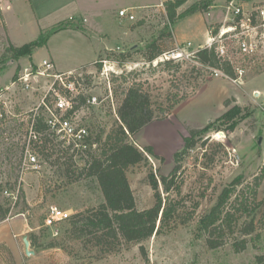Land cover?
Listing matches in <instances>:
<instances>
[{"label": "rangeland", "instance_id": "1", "mask_svg": "<svg viewBox=\"0 0 264 264\" xmlns=\"http://www.w3.org/2000/svg\"><path fill=\"white\" fill-rule=\"evenodd\" d=\"M165 1L168 0H12L11 9L4 12L7 22L0 6V100L5 101L0 102V184L4 190L19 191L20 197L15 207L11 200L0 197V203L11 209L10 221L0 223V231L9 232L13 239V250L0 244V264H259L256 257L264 255V71L251 74L239 88L225 79H212L198 65V59L171 58L174 61L171 67L159 58L147 62L143 52L163 31L172 35L162 37L160 42L166 53L179 49L186 55L189 42L194 49L205 46L208 29L223 18L221 12L226 3V0H211L209 11L186 15L193 5L205 6L211 2L188 0L178 12L181 14L178 22L171 26ZM253 1L264 3V0ZM5 3L1 4L6 7ZM122 10L132 12L135 19L120 16ZM68 22L78 27L57 33L33 55L16 60L6 55L10 44L18 47L29 44L41 31ZM122 53L131 55L124 66L118 63ZM45 60H51L58 72L73 69L83 73L85 80L80 94L83 99L77 96L81 98L77 102L76 120L88 129L91 137L99 133L107 135L118 128L119 103L136 81L145 84L161 110L186 97L170 114L158 115L153 123L130 138V143L141 149L152 147L156 155L128 170L138 210L150 209L157 202L152 175L159 180L163 207L172 210V216L158 235L142 244L120 243L112 250H103L89 236L76 239L69 220L52 228L45 226L52 206L72 217L104 203L97 181L79 176L85 150L77 151L66 142L50 137L53 149L50 158L42 153L38 155L42 167L38 170L23 167L26 148L38 146L31 137L32 122L46 113L43 101L48 90L44 84H33V89L27 91L6 88L25 69L31 65L37 67ZM102 61H108L113 68L109 78L101 73ZM123 75L126 79H119ZM51 100L53 108L55 99ZM235 107L239 109H235L234 115L224 119ZM208 125L211 128L197 136L196 148L177 163L175 156L184 149L191 131ZM67 161L74 164L72 174L68 175L64 170ZM177 165L180 169L174 173ZM240 175L245 177V182L237 188V193L254 188L255 177L262 175L256 195L259 204L250 206V213L239 208L232 230L228 227L225 230V245L211 249L207 242L210 235L202 230L201 218ZM162 177L173 182L168 193ZM229 208L228 205L226 210ZM252 220L255 231L244 235L243 230ZM23 234L37 245L33 247L31 243L30 247L35 254H26ZM245 239L246 249L237 252L236 245ZM141 246L147 258L142 255Z\"/></svg>", "mask_w": 264, "mask_h": 264}, {"label": "trees", "instance_id": "2", "mask_svg": "<svg viewBox=\"0 0 264 264\" xmlns=\"http://www.w3.org/2000/svg\"><path fill=\"white\" fill-rule=\"evenodd\" d=\"M187 2L188 0H168L164 3L166 15L171 26L178 22L181 16L178 12ZM211 5L212 1L205 6L193 5L185 14L190 15L195 12L209 11ZM76 27L78 26L74 22L60 23L50 30L41 31L37 39L29 44L19 47L10 44L6 49V55L10 54L14 60L24 56H31L36 51L46 47L49 40L55 34ZM163 32L157 39L150 42L143 52L145 60L149 63H153L166 53L162 49L160 42L162 37H171L172 35L171 33H165L166 31ZM129 58H131L129 53H122L120 54L118 63L124 66ZM198 60L202 64L219 67L218 58L214 52H210L209 50L201 51L198 54ZM173 62V60H170L162 64L171 67ZM176 67L179 70L180 65L177 64ZM224 68L227 73L232 74L230 67L225 66ZM132 73L137 74L135 72ZM119 79L125 80L126 77L123 75ZM185 99L186 97L180 100L176 99L173 104L161 110L155 105L151 93L145 89V84L142 81H136L125 91L124 98L119 103L117 109L118 128L112 130L107 135L106 133H99L95 137L90 136L88 138V147L85 150L86 158L84 166L80 169L79 176L93 178L97 181L104 196V203L84 213L74 215L69 219L71 232L75 235L76 239L89 236L96 246H101L103 250H112L115 245L120 243L126 245L142 244L161 232L172 216V210L166 205L163 207V200L158 192L159 180L153 175L151 176V185L156 192L155 197L157 199L155 206L139 211L128 177V170L131 167L145 163L148 161L149 156L155 157L156 155L152 147L148 146L141 149L130 143V138L139 134L148 125L153 123L158 115L162 114L165 116L170 114L175 106ZM235 109L239 108L230 109L223 118L233 116ZM210 128L211 125H208L204 129L191 131L190 137L185 139L184 149L175 156L177 163H179L181 157L196 148L199 142L196 139L197 136L207 132ZM34 129L36 132L43 134L41 153L46 158H50V151L53 149L51 148L52 139L49 136L48 127L42 119L37 118ZM70 159L72 160V158ZM65 165H67L64 168L67 175L72 174L71 170L73 168L71 167L74 164L67 161ZM179 169L180 166L177 165L174 173ZM262 179V175L255 177L254 188L249 187L248 190L237 193V188L245 182L243 175L238 176L222 192L218 202L201 218L202 230L210 235L207 242L211 249H217L225 245V241H223L225 230L227 227L232 230L231 227L234 221H236L237 211L242 209L250 213V206L259 204L256 195ZM161 181L168 193L171 190L173 182H168L166 177H162ZM3 191L4 187L0 184V197ZM233 196H235L234 202L230 204L229 201L231 198L233 199ZM228 205L230 208L227 211ZM10 212V207L0 203V223L8 219ZM159 222L160 225L157 227ZM255 229L254 221L252 220L250 226L243 230L244 235L252 234ZM30 242L33 247L37 246L32 239H30ZM239 244L236 245L237 252L246 249L247 240H242ZM51 246L54 247L55 244ZM141 252L147 258V252L143 246H141ZM256 259L259 264H264V255L257 256Z\"/></svg>", "mask_w": 264, "mask_h": 264}, {"label": "built area", "instance_id": "3", "mask_svg": "<svg viewBox=\"0 0 264 264\" xmlns=\"http://www.w3.org/2000/svg\"><path fill=\"white\" fill-rule=\"evenodd\" d=\"M2 2H9V0H0L1 8ZM221 15L223 18L209 27V36L205 46L200 45L194 49L193 43L189 42L186 47L188 49L186 55L183 50L178 49L164 53L159 60L164 62L165 60L170 61L171 58L197 60L201 51L209 50L214 52L218 58L219 67L201 62L198 65L206 69L212 79H225L233 86L242 88L251 74L264 71V3L253 0H226ZM120 16L129 18V20L135 19L134 15L125 10L120 11ZM102 63L101 73L109 78L110 74L114 72L113 68L108 61H102ZM225 66L230 67L232 74L225 71ZM84 80L83 73H79L77 70L58 72L51 60H45L37 67L31 65L25 69L6 90L21 88L27 91L33 89V84H44L48 90L46 101H43L46 113L43 117L39 116L38 118L42 119L48 127L50 137L60 139L61 142H66L68 147L79 151L87 149V140L90 137L88 129L76 120L79 113L77 102L82 97L80 94L83 92L82 82ZM59 91L63 94H60ZM55 94L56 97H54ZM0 98H2V93H0ZM51 98L55 99L53 108ZM93 100L95 102L96 98ZM0 102L4 103L5 101L0 100ZM88 102L92 103V100ZM262 106H264V96L262 97ZM36 119L37 117L33 118L31 137L34 139V143H38V146L33 149L26 148L25 161L23 162V167L32 170L42 167L38 155L43 146V134L34 129ZM2 195L11 200L13 207L20 200L19 191L15 193L4 190ZM22 215L26 218L29 212ZM70 218L71 216L67 212L60 210L57 206H52L45 219V226L52 228Z\"/></svg>", "mask_w": 264, "mask_h": 264}, {"label": "crops", "instance_id": "4", "mask_svg": "<svg viewBox=\"0 0 264 264\" xmlns=\"http://www.w3.org/2000/svg\"><path fill=\"white\" fill-rule=\"evenodd\" d=\"M166 2V1H165ZM11 3H12V0H9V2H6L5 4H6V7H4L3 5H2V9H1V14H2V16H4L5 17V19H6V15H5V10L6 9H11ZM131 14H132V12H130ZM133 15V14H132ZM128 20H129V18H127ZM6 22H7V19H6ZM8 26V25H7ZM56 35V34H55ZM50 41V40H49ZM42 49V48H41ZM73 70V69H72ZM256 96V95H255ZM8 221H10V220H8ZM5 223V222H4ZM1 229V228H0ZM25 237V235L23 234L22 235V240H23V238ZM0 244H5L4 246H7L8 248H10L11 250H13L12 249V246H13V239H12V235L11 234H9V232H6V231H4V230H1L0 231Z\"/></svg>", "mask_w": 264, "mask_h": 264}, {"label": "water", "instance_id": "5", "mask_svg": "<svg viewBox=\"0 0 264 264\" xmlns=\"http://www.w3.org/2000/svg\"><path fill=\"white\" fill-rule=\"evenodd\" d=\"M258 95H259V93H256V96H258ZM262 140H263V139L260 138L259 143H258L259 145L262 144ZM23 242H24V245H25V252H26V254H27V255L35 254L34 251L30 250L31 242H30L28 236H25V237L23 238Z\"/></svg>", "mask_w": 264, "mask_h": 264}]
</instances>
